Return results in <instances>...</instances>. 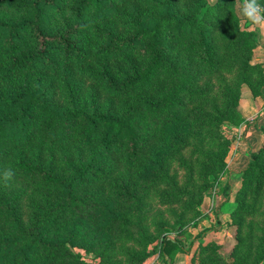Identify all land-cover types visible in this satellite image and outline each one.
<instances>
[{"label":"trees","instance_id":"trees-1","mask_svg":"<svg viewBox=\"0 0 264 264\" xmlns=\"http://www.w3.org/2000/svg\"><path fill=\"white\" fill-rule=\"evenodd\" d=\"M126 1L0 0L19 13L0 17V264H97L79 249L91 242L86 225L127 229L129 209L142 204L132 181L108 183L123 167L136 168L134 181L158 187L162 203L195 208L196 173L223 165L226 145L203 151L210 166L181 154L186 184L169 172L173 156L240 114L239 86L249 73H258V88L264 83L261 65L253 62L255 32L241 27L235 0H132L120 16L127 34L103 23L92 27L100 41L84 37L87 21ZM148 7L158 11L150 22ZM52 13L64 17L66 30L51 28ZM166 40L175 43L169 47ZM134 48L140 57L109 59ZM49 73L56 74L63 102L50 91ZM250 156L244 190L255 202L237 211L257 217L264 146ZM8 170L13 175L5 181ZM231 188L228 182L227 196ZM165 231L160 251L168 263L185 246L181 227L178 235ZM136 239L144 245L150 240L143 231ZM113 254L104 249L99 264H112ZM256 256L264 264V238Z\"/></svg>","mask_w":264,"mask_h":264},{"label":"rangeland","instance_id":"rangeland-1","mask_svg":"<svg viewBox=\"0 0 264 264\" xmlns=\"http://www.w3.org/2000/svg\"><path fill=\"white\" fill-rule=\"evenodd\" d=\"M67 1L62 0L64 3ZM201 1L204 0H187L185 3L188 5ZM207 1L214 3L217 0ZM241 3L242 0H235L236 12L241 27L247 29L248 21L241 16L237 7ZM186 4L179 7L180 14L184 13ZM132 5V0H127L125 3L117 2L114 11L106 17L99 20L90 19L86 22V25L82 26V28H85L84 37L89 38L91 43L100 41L93 34L92 27L103 23L114 27L120 34H127L129 28L120 16L129 12ZM157 14L158 11L148 7L144 12V17H146V21L150 22L152 17ZM18 15L19 13L14 12L12 8L0 6V17ZM49 23L53 30H66V22L60 14L52 13L49 17ZM165 43L172 47L175 42L166 40ZM131 53L134 57L140 55L138 49L134 48L127 52L122 51L119 54L112 55L109 59L117 62L125 54ZM256 73L255 71L249 73L248 78L240 82L241 95L238 98V111L240 114H236L231 120L224 122L220 130H208L199 135L200 139L193 138L191 141L189 140V144L181 148L171 160L169 172L174 176L177 174V177H175L179 182L186 184L188 172L186 167L181 164V154L188 161L191 159L206 161V164L210 166L211 158L204 156L203 151L206 153L208 149L214 146H217L216 148L219 151L221 146L224 148L226 145L225 151L221 153L222 158H224L223 165L205 167L201 172L196 173L198 176L195 183L198 202L195 208L185 211L183 203H162L158 197L160 191L158 187L134 181L133 174L137 171L136 168L123 167L122 172L113 174L108 183L113 180L120 182L123 179L126 183L132 181L138 189V196L142 198V204L129 209L131 225L127 229L117 228L109 231L105 227L100 229L98 224L96 225L93 222L87 224L88 241L91 242L87 244V247L79 248L86 257L99 264L101 252L107 249V251L113 250L114 252L111 256L112 264H131L129 260L132 255L137 258L134 264H164L165 260L160 251L162 235L166 232L165 230L178 235V228L181 227L182 233L178 236L183 241L185 250L176 251L174 254L176 255L177 252L186 254L192 259V264H216L214 262L216 260H219L217 264H262L257 260L256 255L260 242L264 238V197L256 200V206L260 209L257 217L240 216L241 213L237 211L240 206L255 202L253 197L244 190V178H246L244 174L251 162L249 150L246 148V130L248 124H250L249 122L254 121L257 110L248 113L250 116L252 115L251 117L244 116L240 105H250L251 102L248 99L253 101L254 97L262 93L264 83L258 88L256 78L259 76H256L258 74ZM78 75L77 70H75V76ZM78 77L80 79L84 78L80 75ZM86 79L88 84L91 83L89 78ZM250 79L253 81L251 84L248 83ZM46 80L47 82L53 81L54 86L51 87L50 91L53 90L55 96L63 102L56 82V74H47ZM258 143L263 147L264 138H259ZM200 148L202 152H200ZM228 182L232 185L229 190L230 196H227L225 190ZM164 187L162 184L161 188ZM239 217L241 218L240 221ZM158 223L162 226H159ZM140 231L145 232L147 238H150L148 244H141L136 239ZM107 237L109 240L106 242L104 238ZM93 239L96 242L93 243ZM108 242H111L109 247H107ZM247 253L252 254V256L248 262L243 263L242 261ZM172 262L173 260L170 259L166 264Z\"/></svg>","mask_w":264,"mask_h":264},{"label":"crops","instance_id":"crops-1","mask_svg":"<svg viewBox=\"0 0 264 264\" xmlns=\"http://www.w3.org/2000/svg\"><path fill=\"white\" fill-rule=\"evenodd\" d=\"M247 20V19H246ZM248 21V25L246 26L248 30L255 32V39H256V46L254 48V63H259L261 68L264 71V36L261 35V26L254 25L251 21ZM250 105L246 104L240 105L241 112L244 116L251 117L248 113L255 112V119L254 121L249 122L246 130V145L247 150H257L261 148V144L258 143L259 138H264V131L259 128L258 123L264 124V87L263 91L260 95L254 97L253 101L248 99ZM253 103V104H252ZM250 107V108H249ZM250 109V110H249ZM242 156V154H240ZM173 262L171 264H192V259L187 256L186 254H179L178 252L176 255L174 254L172 257ZM164 264H166L164 262Z\"/></svg>","mask_w":264,"mask_h":264},{"label":"clouds","instance_id":"clouds-1","mask_svg":"<svg viewBox=\"0 0 264 264\" xmlns=\"http://www.w3.org/2000/svg\"><path fill=\"white\" fill-rule=\"evenodd\" d=\"M237 7L242 17L251 21L254 25L261 26V35L264 36V6L258 0H242V3L238 4ZM12 175L13 172L8 170L3 174V179L7 181Z\"/></svg>","mask_w":264,"mask_h":264}]
</instances>
